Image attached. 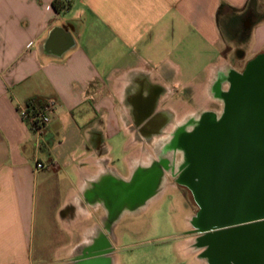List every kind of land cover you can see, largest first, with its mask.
Masks as SVG:
<instances>
[{"label":"crops","instance_id":"1","mask_svg":"<svg viewBox=\"0 0 264 264\" xmlns=\"http://www.w3.org/2000/svg\"><path fill=\"white\" fill-rule=\"evenodd\" d=\"M247 1L0 0V264L99 262L79 258L99 231L113 237L100 188L121 177L116 158L135 163L110 144L130 133L124 93L146 77L167 92L193 89L234 49L217 9L238 15ZM261 52L264 17L245 47L249 58ZM48 99L58 107L37 140L17 108Z\"/></svg>","mask_w":264,"mask_h":264},{"label":"flooded vegetation","instance_id":"2","mask_svg":"<svg viewBox=\"0 0 264 264\" xmlns=\"http://www.w3.org/2000/svg\"><path fill=\"white\" fill-rule=\"evenodd\" d=\"M260 17L261 15L258 16L256 12L247 10L239 21H225L222 23L225 34L231 37V41L235 46L233 53H231L230 46L225 47L223 50L222 57L228 59V63L216 72V77H214L207 92L208 99L210 98L211 101L207 102V107H203L202 111L200 107H197L191 110L188 115L178 119L175 111L167 108L166 105L170 101H177V99L182 98L189 101L188 92L190 89L167 92L164 87L153 82H148L149 80L147 77L146 79L135 80V85L124 93L125 103L129 106V112L132 117L128 128L129 132L133 133L134 138L139 140L145 139L147 142H160L170 138L168 143L164 146L167 150L168 147L170 148V151H172L170 155L175 157L178 155L182 158L188 155V162H191L194 153H187L184 143L186 138L190 137L194 132L196 133L199 130V126L211 121L218 122L225 116L232 103L233 95L240 88L239 81L245 82L249 78H252L253 83L257 81L259 84L261 80H259L260 77L264 80V52L257 53L250 58L245 54V47L249 40L251 27L255 25ZM262 84V89L264 90V81H262ZM211 103L218 105V112L210 110ZM190 125L193 126L189 127ZM247 139V136H242L236 140L243 142ZM159 151L161 152L162 150ZM163 153L165 152L163 151ZM168 155L169 154H166V156ZM222 155L225 157L224 171L229 175L233 172L240 174L241 186L245 184L244 181L248 174V161L253 162V157L256 158L257 173L259 171L258 153L253 155L248 154L246 150H241L239 153L226 151ZM160 157L162 156L159 155L153 162L159 161ZM233 157L241 158L238 164L240 166L233 165L235 162V159L232 160ZM139 162L134 163L131 168H128L122 165L120 158H116L115 163L117 164L121 177L114 181L113 188L104 184L99 191V196L102 197L106 208L110 209V211H114V213L112 212L110 215H106L103 221L106 230H109V227H113V237L110 238L109 242L106 240L107 231H99L98 233L100 236L99 240L97 239L96 245L88 247L87 251L80 255V260L86 259L89 261L97 259L99 261H96L97 264H111L110 255L114 253L119 255V264H124V255L128 254L129 251L131 252L137 245L142 244L141 241L137 242L133 239L142 232V229L147 224L148 220L146 219V214L156 210L158 212L164 205L167 207V210H169L168 190L163 188V190L161 189L160 191V185H158L155 190L154 197L146 202H142L140 196L128 197V195H125L126 189L131 190L134 194V188L137 187L134 182L136 175L144 173L148 168L147 166H135V164ZM124 176H127V181L123 180ZM171 176L174 180L171 189L178 192L182 199H185L182 192L186 190L190 195L192 204L196 206L195 214L191 217V220L194 219L200 213V207L196 196V194H199V190H201V183L199 182L200 177L193 176L191 178L185 175V169L182 164L179 166V170H176ZM149 184L150 183L145 182L143 185L145 193L150 188ZM110 196H112L111 198L113 199L111 202H109ZM176 216L177 215L174 217ZM182 232L183 231L175 232L170 239L176 244V239L182 238L184 234L194 235L195 238L190 241L191 243L188 245L190 249L187 250V252L194 253L200 263L205 264L203 260L207 256L208 248H197L198 239L204 237L201 236L202 232H199L196 227L186 231L184 234ZM128 240L132 241L127 242ZM96 251L100 252L93 253Z\"/></svg>","mask_w":264,"mask_h":264},{"label":"water","instance_id":"3","mask_svg":"<svg viewBox=\"0 0 264 264\" xmlns=\"http://www.w3.org/2000/svg\"><path fill=\"white\" fill-rule=\"evenodd\" d=\"M259 80V84L253 83L252 78L239 81L240 88L233 95L225 116L218 122L199 126L184 142L187 153H194L191 162L188 155L183 157L185 175L198 176L201 183V190L196 194L200 213L192 219V224L202 232V240L216 264H264V80L261 77ZM242 136L248 139L236 140ZM241 150L259 154L258 173L253 157V162L248 161V174L242 186L240 174L229 175L224 171L222 155L226 151L239 153ZM234 159L233 165H238L241 158ZM179 166L174 167L167 156L160 157L144 173L136 175L134 194L126 189L125 195L140 196L142 202L150 200L166 173H175ZM145 182L150 183L146 193ZM111 197L109 202L113 201Z\"/></svg>","mask_w":264,"mask_h":264},{"label":"rangeland","instance_id":"4","mask_svg":"<svg viewBox=\"0 0 264 264\" xmlns=\"http://www.w3.org/2000/svg\"><path fill=\"white\" fill-rule=\"evenodd\" d=\"M257 14L258 16L264 14V5L258 7ZM234 46L235 45H233V47ZM231 53H233V51ZM187 57L189 60L193 59H190L189 55ZM227 63L228 59L222 61L217 59L209 69H207L200 81L195 83L194 88L189 90V101H186L184 98L177 99V101H170L166 107L174 110L178 119L188 115L191 110L197 107H200V110L202 111L203 107H207V102L211 101L207 96L208 87H210L214 77H216V72L219 69H222ZM210 110L218 112L219 107L215 103H211ZM94 138L95 142L93 145L97 144V138ZM110 144L114 146V154H117L118 157L121 156L120 149L122 145V148L124 149L122 152L124 155L123 161H128L129 163L133 161H135V163L139 162L147 156L155 158V155L157 154L155 149L158 142H147L145 139H135L132 132L123 136V138L112 140ZM93 148L95 147L93 146ZM159 153L163 154V150L161 152L159 151ZM167 157L169 162L173 163L174 167L181 159L183 162V158L178 155H176V157L168 155ZM164 180V189L166 188L169 194V210H167V207L164 205L160 211L157 212L156 210L146 214V219L148 220L147 224L142 229V232L133 239L137 242L141 241L142 244L137 245L131 250V252L129 251L128 254L124 255V264H195L197 262L192 255L186 256L188 254L187 245L191 243L190 241L194 239L195 236L184 234L186 231L193 229L190 225V220L195 214L196 206L192 204L190 195L186 190H183L182 192L185 197V199H182L178 192L171 189L174 180L169 171L166 173ZM250 198H246L245 200H249ZM258 199L259 198H257V200ZM175 215L177 216L174 217ZM178 231H183L182 233L184 234L182 238L176 239V246L178 247L179 254L174 249V241L170 239V237ZM201 236L203 235L201 234ZM131 241L132 240H128L127 242ZM181 255L187 258H184Z\"/></svg>","mask_w":264,"mask_h":264},{"label":"built area","instance_id":"5","mask_svg":"<svg viewBox=\"0 0 264 264\" xmlns=\"http://www.w3.org/2000/svg\"><path fill=\"white\" fill-rule=\"evenodd\" d=\"M58 105L54 99H48L40 105L32 103L19 106L17 108L21 120L27 125L29 131L40 139L43 135L44 129L51 122V117L56 111ZM44 168L43 163L37 162L35 169Z\"/></svg>","mask_w":264,"mask_h":264},{"label":"trees","instance_id":"6","mask_svg":"<svg viewBox=\"0 0 264 264\" xmlns=\"http://www.w3.org/2000/svg\"><path fill=\"white\" fill-rule=\"evenodd\" d=\"M257 1L258 0H248L245 7L242 9L241 13L238 15H233V13H230L231 11H233V9H231L225 5H220L219 8L217 9V12H216L217 23H219L220 20H222L224 22L225 21H228V22L239 21L241 19V17L243 16L245 11H247V10L255 11L256 10ZM56 8H57V10H59L61 8V6L58 5V3H56ZM263 17H264V15H261L259 20H262ZM259 20H258V22H259Z\"/></svg>","mask_w":264,"mask_h":264},{"label":"bare ground","instance_id":"7","mask_svg":"<svg viewBox=\"0 0 264 264\" xmlns=\"http://www.w3.org/2000/svg\"><path fill=\"white\" fill-rule=\"evenodd\" d=\"M193 125H190L189 127H192ZM169 139L170 138H168L167 140H165V141H160V142H158V144H157V146H156V151H157V154L155 155V158H149L148 159V161L145 163V164H137V165H140V166H147V167H149L150 165H151V163L153 162V160H155L157 157H159V155H161L162 157L163 156H166V154H169L170 155V153L172 152V151H170V148L168 147V150H167V148H164V146H165V144L166 143H168V141H169ZM159 150H163L165 153H163V154H160L159 153ZM182 162V159L179 161V162H177L176 163V165H175V167L177 168L178 166H179V164ZM136 165V166H137ZM164 182H165V180H164V177L162 178V180H161V183H160V191H161V189L163 190V188H164ZM190 225L192 226V227H195L193 224H192V220H190ZM204 247H206L207 248V246H205V244H204V241L202 240V238L201 239H198V243H197V248H199V249H203ZM203 262L205 263V264H216V263H214V262H212V259L210 258V256L208 255V253H207V256H206V258L203 260Z\"/></svg>","mask_w":264,"mask_h":264}]
</instances>
